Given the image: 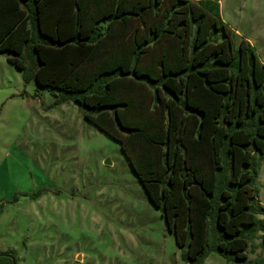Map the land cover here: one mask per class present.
Wrapping results in <instances>:
<instances>
[{
    "label": "trees",
    "instance_id": "trees-1",
    "mask_svg": "<svg viewBox=\"0 0 264 264\" xmlns=\"http://www.w3.org/2000/svg\"><path fill=\"white\" fill-rule=\"evenodd\" d=\"M235 33L218 0H0V52L119 143L191 264L264 230V61Z\"/></svg>",
    "mask_w": 264,
    "mask_h": 264
},
{
    "label": "rangeland",
    "instance_id": "rangeland-1",
    "mask_svg": "<svg viewBox=\"0 0 264 264\" xmlns=\"http://www.w3.org/2000/svg\"><path fill=\"white\" fill-rule=\"evenodd\" d=\"M264 61V0H218ZM41 88L0 52V250L17 264H191L119 143L83 108ZM254 204L264 218V158ZM264 230L245 261L208 247L202 264H264Z\"/></svg>",
    "mask_w": 264,
    "mask_h": 264
}]
</instances>
